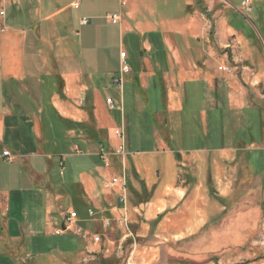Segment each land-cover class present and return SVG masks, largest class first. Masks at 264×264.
I'll return each instance as SVG.
<instances>
[{
  "label": "crops",
  "instance_id": "crops-1",
  "mask_svg": "<svg viewBox=\"0 0 264 264\" xmlns=\"http://www.w3.org/2000/svg\"><path fill=\"white\" fill-rule=\"evenodd\" d=\"M233 1L0 0V264L50 233L106 258L104 220L125 264L123 217L134 264H264V61Z\"/></svg>",
  "mask_w": 264,
  "mask_h": 264
},
{
  "label": "rangeland",
  "instance_id": "rangeland-1",
  "mask_svg": "<svg viewBox=\"0 0 264 264\" xmlns=\"http://www.w3.org/2000/svg\"><path fill=\"white\" fill-rule=\"evenodd\" d=\"M232 5V9H226L224 6H220V9L235 26V29L241 31L246 36L250 47L256 50V57L261 58L264 61V1H256L252 5V11L245 17L238 14L234 9L239 6V2L237 0L233 1ZM211 31L213 32V28ZM258 93L259 96H262V94L264 95V91ZM253 94L254 96H258L257 92H253ZM148 148H151L149 144L139 145L140 150ZM76 208L77 207H74V212H80ZM63 212L64 215L69 213V208L65 207V205ZM58 228H61V225ZM39 230L40 228L38 231ZM97 233L98 235L103 236L102 241L98 243L97 246L102 250H109L110 252L109 256L106 258H102V256L98 257L96 255V258L92 260L89 259L86 254L82 256L78 255L80 248L78 247L77 236L75 234L65 233L63 235H55L54 233H50L45 235L46 233L44 231H42V234L45 236H41L40 238L37 236V240L40 242L38 241L34 243L30 251L24 250L22 254H15V258H17V260L19 259L22 264H121V260L114 256L117 248L115 243L118 235L117 231L113 228H109L106 231L98 230ZM108 240L113 241L114 243L109 244ZM139 242L140 245L146 246V249L148 248L149 251L150 246L148 243L142 242L141 240H139ZM48 249H50L49 252H47ZM127 249L128 248L125 250ZM140 250L144 249L140 247L134 254V259L137 261L136 263L140 261L142 262L140 259ZM27 252H29L30 255H27ZM124 255H126V252H124Z\"/></svg>",
  "mask_w": 264,
  "mask_h": 264
},
{
  "label": "built area",
  "instance_id": "built-area-1",
  "mask_svg": "<svg viewBox=\"0 0 264 264\" xmlns=\"http://www.w3.org/2000/svg\"><path fill=\"white\" fill-rule=\"evenodd\" d=\"M239 1V6L238 8L236 9V11L242 15V16H246L247 14H249L251 11H252V5L256 2V1H259V0H238ZM261 1H264V0H261ZM110 19V22L112 24H116L117 21H118V17L116 15H112L109 17ZM126 53L125 52H121L120 55H119V59H120V66H119V72L121 74H126L128 71H129V67L126 63ZM218 71L220 72H224L226 74H231L233 72V68L230 67V66H220L218 67ZM114 84L116 85H120L121 84V79L120 78H117V79H114L113 80ZM106 103L111 107V108H114L115 107V104L112 102L111 99H107ZM116 136L118 138H122V132L121 131H117L116 132ZM121 157L124 156V150L122 149V147L119 149V153H118ZM2 156L4 158H8L10 157V154L7 152V151H4L2 153ZM99 158L100 159H103L104 158V151H103V148L100 147L99 148ZM124 176L122 177H114L112 180H111V185H119L121 187V189H125V183H124ZM119 201L121 204H125V197L123 196H120L119 198ZM89 217H94L95 216V213L93 210H88L87 211ZM77 213L76 212H69L67 214V216L65 217V229H73L74 228V224L76 223V220H77ZM116 225L118 228H120L125 237L126 238H130L131 239V244L129 246V251H128V256L126 258V261H125V264H134L133 262V256H134V253L136 251V248H137V242H136V237L135 235L133 234V232L131 231L130 229V226H129V223L127 221V219L125 217H123L122 219L116 221ZM111 227V221L110 220H104L103 221V231H106L107 229H109ZM58 233H61V231H59ZM102 237L103 236H100L98 234H96L95 236H93L92 238V241L93 243L95 244H98L102 241ZM124 249L122 247V244L119 245V247L117 248V252L118 253H123Z\"/></svg>",
  "mask_w": 264,
  "mask_h": 264
},
{
  "label": "water",
  "instance_id": "water-1",
  "mask_svg": "<svg viewBox=\"0 0 264 264\" xmlns=\"http://www.w3.org/2000/svg\"><path fill=\"white\" fill-rule=\"evenodd\" d=\"M62 229L65 230L64 226H62Z\"/></svg>",
  "mask_w": 264,
  "mask_h": 264
}]
</instances>
